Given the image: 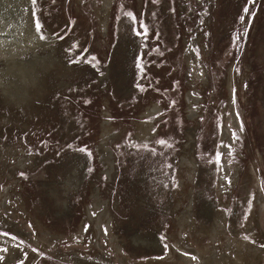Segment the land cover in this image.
I'll use <instances>...</instances> for the list:
<instances>
[{
	"label": "rangeland",
	"instance_id": "obj_1",
	"mask_svg": "<svg viewBox=\"0 0 264 264\" xmlns=\"http://www.w3.org/2000/svg\"><path fill=\"white\" fill-rule=\"evenodd\" d=\"M0 1V264H264V0Z\"/></svg>",
	"mask_w": 264,
	"mask_h": 264
},
{
	"label": "bare ground",
	"instance_id": "obj_2",
	"mask_svg": "<svg viewBox=\"0 0 264 264\" xmlns=\"http://www.w3.org/2000/svg\"><path fill=\"white\" fill-rule=\"evenodd\" d=\"M108 1L109 0H105V8L106 7H109V3H108ZM111 1V0H110ZM12 17L10 16V13H9V11L8 10H5V7H4V5L3 4H1V1H0V63H2V62H4V61H8L9 59H15L14 61H13V64H11V66H10V68H3L4 70H7L8 72H11V71H13L14 69V67H15V65H17V61H18V59H21V60H26L25 59V57L26 56H28V51H29V48L28 47H23V46H21V45H17V47H15V46H11L10 45V42L12 41V37L13 36H16V35H18V32L16 31V29H14V27L12 26V30L11 29H7L6 28V26L7 25H5L6 23H5V21H7L8 19H11ZM9 27V26H8ZM30 38L31 39H33V37L32 36H30ZM28 42H30V41H28ZM26 44L28 45V46H32V45H30V44H28L27 42H26ZM44 50V49H43ZM40 50L38 51V52H36V54H35V57H37L40 53ZM32 53V52H31ZM35 53V52H34ZM29 57V56H28ZM18 62H21V61H18ZM31 65L29 66V67H25V69L26 70H31V71H36L35 70V68L38 70V68L39 67H37V66H33L32 68H31V66L33 65L31 62H29ZM36 63V62H35ZM6 66V65H5ZM63 68V67H62ZM62 68H58V70H59V72H61L60 71V69H62ZM65 68V67H64ZM1 69V68H0ZM66 69V68H65ZM43 70V69H42ZM1 71V70H0ZM66 71H67V69H66ZM1 73V72H0ZM48 73H51V72H48ZM65 73V72H64ZM49 75V74H48ZM1 76V75H0ZM64 76H66V75H64ZM5 81V78H4V76H1L0 77V88H5V85H4V82ZM1 90V89H0ZM0 93H1V91H0ZM5 103H7L5 100H3ZM158 110V107L157 106H154L153 108H152V112L154 113L153 115H155L157 112H155V111H157ZM158 114V113H157ZM156 114V115H157ZM107 153V152H106ZM110 158V157H109ZM80 163V162H79ZM78 165V164H77ZM82 165V164H81ZM82 168V166H80V169ZM76 169H78V167H75V169H74V171H73V174H77V172H76ZM110 170V169H109ZM66 178V177H65ZM73 179V178H72ZM64 184V183H63ZM74 184V183H73ZM74 187H75V185H74ZM69 190H70V188H66V195H67V192H69ZM54 197H55V195H54ZM67 197V196H66ZM57 198V197H56ZM60 201V200H59ZM100 204H103V205H105L104 204V202L102 201ZM56 206V205H55ZM66 206H67V201L64 203V205H63V208H66ZM61 207V206H60ZM62 209V208H61ZM109 224V223H108ZM0 240L1 241H4L6 244H8V245H10V246H15V242L13 241V240H11V239H8V238H3V237H1L0 236ZM139 241H141L142 243L144 242L143 240H139ZM9 249V248H8ZM12 251V250H11ZM10 251V252H11ZM10 255V254H9ZM11 256V255H10ZM8 259V258H7ZM12 259V258H11ZM10 259V261H12ZM8 261V263H9V260H7ZM86 264H88V263H86ZM92 264V263H91Z\"/></svg>",
	"mask_w": 264,
	"mask_h": 264
},
{
	"label": "snow or ice",
	"instance_id": "obj_3",
	"mask_svg": "<svg viewBox=\"0 0 264 264\" xmlns=\"http://www.w3.org/2000/svg\"><path fill=\"white\" fill-rule=\"evenodd\" d=\"M33 2H35V0H33ZM247 9H245V12L247 13ZM39 27V26H38ZM81 151H85L84 149H81ZM162 239H164V238H162ZM165 247L167 248V245H165Z\"/></svg>",
	"mask_w": 264,
	"mask_h": 264
},
{
	"label": "flooded vegetation",
	"instance_id": "obj_4",
	"mask_svg": "<svg viewBox=\"0 0 264 264\" xmlns=\"http://www.w3.org/2000/svg\"><path fill=\"white\" fill-rule=\"evenodd\" d=\"M159 110H160V108L158 107V110H157V111H159ZM157 111H155V112H157ZM156 114H157V113H156ZM156 114H155V115H156ZM157 115H158V114H157ZM189 136L192 137V136L190 135V133H189Z\"/></svg>",
	"mask_w": 264,
	"mask_h": 264
},
{
	"label": "crops",
	"instance_id": "obj_5",
	"mask_svg": "<svg viewBox=\"0 0 264 264\" xmlns=\"http://www.w3.org/2000/svg\"><path fill=\"white\" fill-rule=\"evenodd\" d=\"M148 109V108H147ZM146 111V110H145ZM144 114V113H143ZM143 117V116H142Z\"/></svg>",
	"mask_w": 264,
	"mask_h": 264
}]
</instances>
